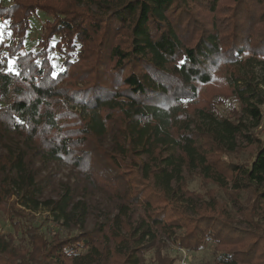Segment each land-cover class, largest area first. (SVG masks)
<instances>
[{"label":"trees","instance_id":"obj_1","mask_svg":"<svg viewBox=\"0 0 264 264\" xmlns=\"http://www.w3.org/2000/svg\"><path fill=\"white\" fill-rule=\"evenodd\" d=\"M224 1L0 4L11 30L9 44L0 40V211L26 240L17 246L14 235H0V264H145L148 251L152 264H175L163 254L162 237L189 251L213 242L216 264H264V237L240 248L250 233L235 227L239 217L264 220V139L247 134L241 119L219 117L208 99L214 93L207 98L201 91L226 72L230 93L261 122L254 102L264 101L242 75L247 61L240 57L247 47L264 55V0H229L223 7ZM38 11L51 18L37 49L20 53ZM55 55L62 60L58 72ZM243 144L251 148L250 163L224 158ZM97 154L120 175L96 174ZM37 159L74 168L122 197L119 213L85 230L87 210L72 203L69 191L43 199ZM185 172L222 191L248 192L252 201L244 205L229 193L226 205L213 191L206 200L188 188ZM13 198L28 208L43 202L78 233L49 239L24 221ZM138 207L143 213L134 222Z\"/></svg>","mask_w":264,"mask_h":264},{"label":"rangeland","instance_id":"obj_2","mask_svg":"<svg viewBox=\"0 0 264 264\" xmlns=\"http://www.w3.org/2000/svg\"><path fill=\"white\" fill-rule=\"evenodd\" d=\"M13 2L14 0H0V4L4 6H9ZM229 4L230 1L227 0L223 2L222 6L225 7V5ZM50 18L51 17L43 11H38L31 17V27L26 34L24 48L20 51V53L37 49V44L42 36V27L45 21ZM0 24L4 25V27L0 29V31L4 33L3 38L0 40L6 44H9L11 41V30L7 18L1 13ZM254 52L258 51L254 48H246V52L242 54L240 61H247V63L240 65V70L246 80L254 85V87L259 92L260 97L264 101V55ZM10 60L12 61L11 71H15L17 63L14 59ZM51 61L55 67V71H60V64L62 61L61 58L58 55H55ZM222 68L223 70L230 72L228 67L224 66ZM221 71L222 70H219V72L216 73L215 80L212 83L201 86L202 93L205 94L207 98L212 93H214L208 99L212 100L214 104L216 103L217 114L219 117L232 121L241 119L246 124L245 130L247 134L253 136L255 135L260 139H264V102L263 104L254 102V105H257L263 116L261 122L256 123L252 116L243 111V105L240 100L230 93L231 90L226 81V72L220 73ZM0 104L3 105L4 103ZM71 110L75 112L81 111L78 108ZM245 145L246 144H243L242 148H238L234 152H228L224 154V158L233 163H250L251 148H246L244 147ZM95 157L96 164L92 165V168H95L96 174L101 175L102 178L105 177L110 180H113L114 177L120 175L119 171L117 172V169L107 157L99 154H97ZM35 164L37 168L40 169L39 179L44 180L43 183L45 190L43 199H58L60 196L68 193L69 191L72 203L75 204L81 202L83 204L81 207L87 210L88 215L86 218V224L84 226L85 230L90 231L95 229L102 223L112 220L119 213V205L120 202L123 201L121 199L122 197H119L120 199L117 197H111L109 193L103 190L101 187L91 184V180H88L85 175L81 174L78 170L55 162L40 161L39 159L35 161ZM185 176L188 188L204 195L206 200H209L210 198L206 194L207 191H213V196L215 197L216 201L220 203L225 202L226 205H229L230 202L229 193L232 195L238 194L240 203H243L244 205H249L252 201L251 195L248 192L242 191L240 193H236L230 188L228 192H226V190L222 191L215 184L206 183L198 174H190L189 172H185ZM118 179H120V177H118ZM122 181H124V179ZM127 181L128 179L125 180V182ZM123 185L126 186V183ZM125 186H123V188ZM112 187L115 186H111V188ZM120 193L122 192L120 191ZM13 205H16V209L21 211L25 219L24 221L27 220L28 223L37 228L40 233L46 234L49 239L57 233L61 236H75L78 233L76 227L68 228L67 226L63 225V220L58 221L57 217L53 214L52 209L43 202H41V204H39L37 207L28 208L21 206V204H18L14 199ZM229 207L231 208V205ZM132 213V220L137 222L141 218L143 209L141 207L135 208L132 210ZM252 218L253 220L249 221ZM238 220L239 221L235 224L236 229L239 228V230H242L244 234L250 233V237L247 239L245 238V240L239 244L240 248H245L253 243V241L256 240L258 234L264 237L263 219H258L256 216H251L248 220H246L244 217H239ZM8 234L14 235L15 245L19 246L25 244L26 240L22 234L15 231L12 220L10 219V215L7 214V212L0 211V235ZM263 237L258 239H263ZM161 241L163 244H161L163 246V254L169 258L177 259L175 264H216L214 258L215 243L213 242L207 243L204 245V247L198 250L189 251L178 246L165 237H162ZM144 258L145 264H152L153 251H148ZM17 262H20V260H17Z\"/></svg>","mask_w":264,"mask_h":264},{"label":"snow or ice","instance_id":"obj_3","mask_svg":"<svg viewBox=\"0 0 264 264\" xmlns=\"http://www.w3.org/2000/svg\"><path fill=\"white\" fill-rule=\"evenodd\" d=\"M3 27H4V25L3 24H0V29H2ZM3 35H4V33L2 31H0V39L3 38ZM11 64H12V61L10 60L9 61L10 70H11Z\"/></svg>","mask_w":264,"mask_h":264}]
</instances>
